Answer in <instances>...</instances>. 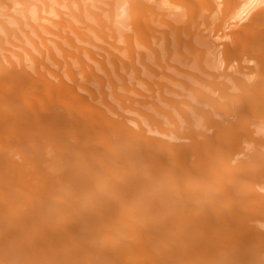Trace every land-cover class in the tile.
Listing matches in <instances>:
<instances>
[{"label":"bare ground","instance_id":"1","mask_svg":"<svg viewBox=\"0 0 264 264\" xmlns=\"http://www.w3.org/2000/svg\"><path fill=\"white\" fill-rule=\"evenodd\" d=\"M88 2L40 27L80 41L84 10L116 17L131 62L77 44L80 81L0 54V264H264V0ZM136 56L160 78L119 95L141 121L105 100Z\"/></svg>","mask_w":264,"mask_h":264},{"label":"rangeland","instance_id":"2","mask_svg":"<svg viewBox=\"0 0 264 264\" xmlns=\"http://www.w3.org/2000/svg\"><path fill=\"white\" fill-rule=\"evenodd\" d=\"M4 2V4L2 5L0 3V20H2L4 22V27L5 28H1L0 27V54L1 55H7L9 56L11 59L13 58L14 60H16V58L14 57L15 53H18L24 60H26L27 58H29V55L32 58H38V59H42V55L40 54L39 50H42L43 52L45 51V58H44V62L45 64L54 69V70H60L61 67L66 63V61L69 63L71 69L74 72V75L76 74L78 77H81V73L79 72V70H82V68L75 64V60L72 58V53L74 54H78V48L76 49V47H79L80 45L83 46L84 48H87L89 51H93L95 53V58H99L100 56L97 55L96 53H106L105 51L102 50V48L106 47V51H113L115 53H119L120 54V58L121 59H125L128 60L129 62H131V60L128 57V54L125 51H120V50H115L111 47V45H116L119 46L120 48L124 47L126 45V43H124L123 41H120L121 38L119 37V29H115L113 31L117 32L118 35H116L117 33H115V36H112L111 33H113L111 31L112 25L113 27H121V25H118L117 23H114V20L116 19L113 18L114 20H110L111 18L109 16H102V21L100 23H98L95 18L93 16H91L89 13L85 12L81 14V18L84 19V23L81 22H74V24H76L75 26L78 25L79 30H82V32L86 33V36L83 40L77 39L78 41L75 40L74 38V33L70 34L71 29H67L68 31L66 32L65 30H62L63 34L66 35V38L63 36L61 38V40L59 38H57L55 35H49L44 33V29L40 26H50L51 28H53L54 30L57 28L56 26H54L51 21L55 20H61L59 16H57V11H61V12H65L64 16L66 17L65 19H70L73 20L72 16H68V13L71 10V6L74 10L77 11L78 13V9L77 7H79L80 4H82V0L80 1V3L76 2V0H71L69 2L71 3V6L69 7V3L65 4L64 0H2ZM22 1V2H21ZM88 2V0H85V2ZM101 1H106V0H101ZM109 1V0H107ZM1 2V1H0ZM90 2V1H89ZM88 2V3H89ZM52 9H55L54 12H51ZM58 9V10H57ZM92 11L94 12H99L100 10L92 7ZM11 15L15 16L16 18L21 19L22 24L17 25L15 23H13V19L11 18ZM80 15V14H79ZM41 19H38L40 18ZM108 17V18H106ZM45 18V19H44ZM110 18V19H109ZM118 19V18H117ZM27 20H29L31 23L27 24ZM110 20V21H109ZM11 21V23H10ZM113 21V24H111ZM116 21V20H115ZM111 22V23H110ZM116 28V27H114ZM35 29H37L38 31H41L43 34H45V36H47L46 38L50 39H55V41H60V43H62V47H64L66 50L70 51H64V49L61 48H57L55 46V44H53L54 42L48 41V39L46 40V43L52 48V53L49 55L47 54L48 52H46V48L44 46L45 40L41 41V39L39 38L38 33L35 31ZM57 30V29H56ZM100 34V38L101 40H99L100 38L96 36L97 33ZM101 32V33H100ZM111 32V33H110ZM103 33V35H102ZM125 34H128L127 32ZM67 35L69 36H73L74 38V42H76L75 46H73L74 44L69 45V41L67 39ZM91 39H90V37ZM102 36V37H101ZM67 40H65V39ZM81 38V37H79ZM45 39V38H44ZM89 40L90 43H88L89 41H85V40ZM103 39V40H102ZM62 40H64L65 42H63ZM67 41V42H66ZM84 43H83V42ZM44 43V44H43ZM68 43V45H67ZM98 46H103L102 48H99L95 45ZM77 44L79 46H77ZM71 46V48H70ZM75 47V49H73ZM80 48V47H79ZM108 48V49H107ZM141 49V48H140ZM86 50V49H84ZM143 50V49H141ZM48 51V50H47ZM70 56H67L69 54ZM66 54V56H65ZM82 60L91 65L94 66V73L98 74L101 73V70L99 69V64L91 59L85 52L84 54H82ZM65 56V57H64ZM143 59H139L138 56L135 57V61L134 64L132 66H128V73H126V71L123 69V67L119 68V72L127 79V82H125V86L127 87V89L129 91H124L123 88H121V86H115V87H109V86H105L106 90L108 91L105 94V100L106 102L115 110V112L118 115H123L126 117H132V118H136L139 121H141V117L138 116V111H142V112H146L150 115L151 112H154L153 109H150L149 106H134L136 110H131V106L129 105V102L125 99L124 101H118L120 98L119 95H131L135 96V92L130 89L132 88L133 84H135V88L142 92L147 94V90L146 86L140 82V80H138L136 77L140 78L141 80H145L147 82H149L150 84H154L155 80H160L159 77L157 76H153L151 74H149L147 72V70L145 69L144 65L142 64H147L150 67H154L157 69V67H155V64L152 63L151 60L147 59V57H142ZM28 61H26L27 63ZM31 63V60L29 61ZM88 70V68H87ZM75 75V76H76ZM76 76V77H77ZM77 77V78H78ZM79 79V78H78ZM80 80V79H79ZM81 81V80H80ZM116 81L117 78H116ZM155 88H157L156 86H154ZM142 98V97H139ZM87 107V106H86ZM104 108V107H103ZM115 116V115H114ZM117 117V116H116ZM132 125V123H130ZM247 152H249V150H245ZM244 153V154H245ZM244 154H242V158L245 157L243 156ZM241 159V158H239ZM247 159V157H246ZM264 161V159H261ZM263 161L261 162L263 164ZM260 163V161H259ZM234 164V163H233ZM261 182V185H264V178L263 179H259ZM260 188L263 186H259ZM258 190V194H259V198H263L264 200V190L263 188L260 189L258 188V186L256 187ZM263 204V202H261ZM264 206V205H263ZM127 219H131L126 217ZM130 221V220H129Z\"/></svg>","mask_w":264,"mask_h":264}]
</instances>
